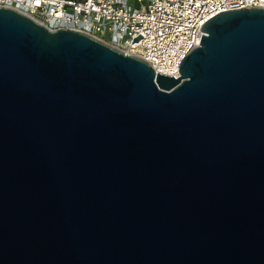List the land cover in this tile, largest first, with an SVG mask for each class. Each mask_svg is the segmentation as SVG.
<instances>
[{
    "label": "water",
    "instance_id": "1",
    "mask_svg": "<svg viewBox=\"0 0 264 264\" xmlns=\"http://www.w3.org/2000/svg\"><path fill=\"white\" fill-rule=\"evenodd\" d=\"M200 31L172 78L0 8V264H264V9Z\"/></svg>",
    "mask_w": 264,
    "mask_h": 264
},
{
    "label": "built area",
    "instance_id": "2",
    "mask_svg": "<svg viewBox=\"0 0 264 264\" xmlns=\"http://www.w3.org/2000/svg\"><path fill=\"white\" fill-rule=\"evenodd\" d=\"M0 8L51 32L84 34L177 78L180 62L199 46L202 24L228 10L264 9V0H0Z\"/></svg>",
    "mask_w": 264,
    "mask_h": 264
}]
</instances>
